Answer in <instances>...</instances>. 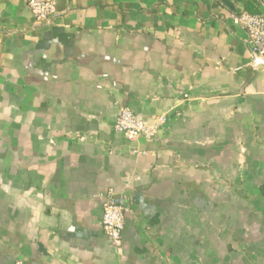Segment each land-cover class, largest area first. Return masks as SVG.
<instances>
[{
  "label": "crops",
  "instance_id": "obj_1",
  "mask_svg": "<svg viewBox=\"0 0 264 264\" xmlns=\"http://www.w3.org/2000/svg\"><path fill=\"white\" fill-rule=\"evenodd\" d=\"M56 2L0 0V264H264V65L234 23L264 0ZM125 108L166 124L129 139Z\"/></svg>",
  "mask_w": 264,
  "mask_h": 264
},
{
  "label": "built area",
  "instance_id": "obj_2",
  "mask_svg": "<svg viewBox=\"0 0 264 264\" xmlns=\"http://www.w3.org/2000/svg\"><path fill=\"white\" fill-rule=\"evenodd\" d=\"M38 25H50L56 16V0H24ZM234 23L244 29L252 62L255 66L264 65V15L242 13L234 17ZM166 124V118L160 117L148 122L135 115L130 109H123L115 124V130L129 139L152 138ZM102 229L111 246L119 250L122 246V234L125 229V216L128 210L118 205L113 192L102 196Z\"/></svg>",
  "mask_w": 264,
  "mask_h": 264
}]
</instances>
